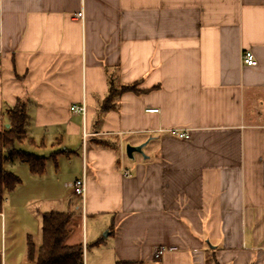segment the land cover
<instances>
[{
    "label": "crops",
    "instance_id": "obj_1",
    "mask_svg": "<svg viewBox=\"0 0 264 264\" xmlns=\"http://www.w3.org/2000/svg\"><path fill=\"white\" fill-rule=\"evenodd\" d=\"M108 77L135 90L102 113ZM17 99L44 171L4 165L0 264H36L44 213L82 264H264V0H0V132Z\"/></svg>",
    "mask_w": 264,
    "mask_h": 264
},
{
    "label": "trees",
    "instance_id": "obj_2",
    "mask_svg": "<svg viewBox=\"0 0 264 264\" xmlns=\"http://www.w3.org/2000/svg\"><path fill=\"white\" fill-rule=\"evenodd\" d=\"M108 83V92L101 102L102 113L114 109L122 93L135 90L134 86L113 84L109 77ZM6 116L9 127L0 132V210L4 194L12 192L20 183L19 177L4 167L6 163L17 160L25 164L33 175H40L44 171V160L41 157L18 148L24 141L30 143L26 135L28 125L26 103L17 99L6 110ZM70 219V215L66 213H44L41 216V245L35 252L31 242H28V255L30 258L35 256L36 264H82L81 246L65 244Z\"/></svg>",
    "mask_w": 264,
    "mask_h": 264
},
{
    "label": "built area",
    "instance_id": "obj_3",
    "mask_svg": "<svg viewBox=\"0 0 264 264\" xmlns=\"http://www.w3.org/2000/svg\"><path fill=\"white\" fill-rule=\"evenodd\" d=\"M78 18L81 17V14L77 15ZM240 60L243 65L253 67L256 65V61L253 58L252 54L249 51H244L241 54ZM73 111L77 113H84V108L83 107H73ZM152 112H155L154 110ZM170 133L174 136H176L178 139H187L188 138V133L185 129H172L170 130ZM124 176H127V173L124 174ZM73 193L76 196L82 197L84 193V182L83 179H76L73 182L72 185ZM170 251L169 249L165 248H158L154 251L153 258L156 260H160L162 255L166 252Z\"/></svg>",
    "mask_w": 264,
    "mask_h": 264
},
{
    "label": "water",
    "instance_id": "obj_4",
    "mask_svg": "<svg viewBox=\"0 0 264 264\" xmlns=\"http://www.w3.org/2000/svg\"><path fill=\"white\" fill-rule=\"evenodd\" d=\"M125 153L128 158H132V153H139V154L141 153V146L133 147L127 145L125 147Z\"/></svg>",
    "mask_w": 264,
    "mask_h": 264
},
{
    "label": "rangeland",
    "instance_id": "obj_5",
    "mask_svg": "<svg viewBox=\"0 0 264 264\" xmlns=\"http://www.w3.org/2000/svg\"><path fill=\"white\" fill-rule=\"evenodd\" d=\"M16 164L20 163V162H17V160L15 161ZM38 240H40V235H37V243L38 244Z\"/></svg>",
    "mask_w": 264,
    "mask_h": 264
}]
</instances>
